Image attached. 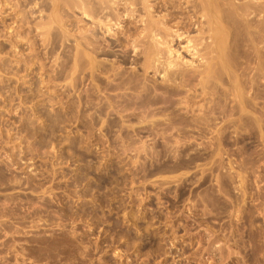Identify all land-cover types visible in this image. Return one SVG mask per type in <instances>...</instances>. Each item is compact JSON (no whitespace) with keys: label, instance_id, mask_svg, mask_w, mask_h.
I'll list each match as a JSON object with an SVG mask.
<instances>
[{"label":"rangeland","instance_id":"rangeland-1","mask_svg":"<svg viewBox=\"0 0 264 264\" xmlns=\"http://www.w3.org/2000/svg\"><path fill=\"white\" fill-rule=\"evenodd\" d=\"M14 10L5 6L0 29ZM46 14L36 5L31 18ZM25 32L16 47L0 35L11 66L0 70V264H264V138H186L166 151L146 141L154 153L109 142L98 127L86 139L82 121L60 122L72 112L63 101L35 110L70 77L41 83L60 50L36 63L39 37ZM25 57L32 66L17 79ZM23 79L25 99L12 93ZM215 122L208 129L233 134Z\"/></svg>","mask_w":264,"mask_h":264},{"label":"bare ground","instance_id":"bare-ground-1","mask_svg":"<svg viewBox=\"0 0 264 264\" xmlns=\"http://www.w3.org/2000/svg\"><path fill=\"white\" fill-rule=\"evenodd\" d=\"M36 5L47 14L33 22ZM5 6L15 10L13 21L0 29L4 41L16 47L14 40L26 30L36 32L32 43L39 49L30 54L36 63L60 50L40 82L56 86L70 77L35 110L63 101L72 112L60 122L82 121L86 139L98 127L109 142H142L135 153H154L146 141L164 143L166 151L186 138H264V118L256 115L264 116L257 102L259 86L264 88V0H0V22ZM18 23L24 27L19 35L13 32ZM4 41L0 70L9 71ZM22 60L23 66L13 67L17 79L32 66ZM26 82L12 93L31 96ZM217 119L233 134L208 129Z\"/></svg>","mask_w":264,"mask_h":264}]
</instances>
